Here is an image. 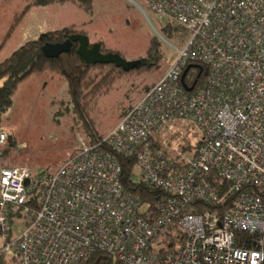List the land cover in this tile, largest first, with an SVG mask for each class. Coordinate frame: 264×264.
Instances as JSON below:
<instances>
[{
	"label": "built area",
	"instance_id": "2783aa9c",
	"mask_svg": "<svg viewBox=\"0 0 264 264\" xmlns=\"http://www.w3.org/2000/svg\"><path fill=\"white\" fill-rule=\"evenodd\" d=\"M145 1L189 32L170 69L56 172L0 168V238L22 264H83L96 251L116 264H264V0ZM202 63L203 83L191 67L185 86L187 66ZM177 118L203 131L192 157L155 139ZM117 154L135 158L133 179L156 199L123 185ZM238 231L259 235L256 246L240 245ZM168 234L184 240L162 254Z\"/></svg>",
	"mask_w": 264,
	"mask_h": 264
},
{
	"label": "rangeland",
	"instance_id": "374dc122",
	"mask_svg": "<svg viewBox=\"0 0 264 264\" xmlns=\"http://www.w3.org/2000/svg\"><path fill=\"white\" fill-rule=\"evenodd\" d=\"M30 1L0 0L1 61L40 34L70 25L85 31L91 43L103 42L107 50L118 51L130 61L147 57L154 36L160 39L163 56L157 68L130 80L124 78L98 99L91 114L103 135L142 97L143 86L156 83L170 69L178 57L174 45L182 47L189 36L181 29L179 39L168 37L164 27L169 21L160 19L145 0H89V10L79 5L84 0L55 1L49 6L29 5ZM1 129L8 134V141L0 146V167H27L35 174L56 172L82 142H91L82 117L73 108L67 81L61 76L47 85L20 86L13 105L3 116ZM154 135L169 154L192 157L203 131L193 121L177 118ZM136 177L140 178L139 171ZM23 221L25 217L15 220ZM3 245L0 238V264H22L20 256L8 255Z\"/></svg>",
	"mask_w": 264,
	"mask_h": 264
},
{
	"label": "trees",
	"instance_id": "16d2710c",
	"mask_svg": "<svg viewBox=\"0 0 264 264\" xmlns=\"http://www.w3.org/2000/svg\"><path fill=\"white\" fill-rule=\"evenodd\" d=\"M55 1L65 0H31L29 5H46ZM88 3L89 0H84L83 2L80 1L79 5L89 10L90 5ZM181 29L185 28L170 21L164 27L165 34L174 39L180 38ZM76 33L86 34L85 31L78 29L76 25L44 32L40 34L38 38L22 44L10 56L0 62V132H3L1 129L3 116L13 105L14 96L20 84L34 73L45 72L61 76L67 81L68 92L70 100L73 103V108L82 117L83 126L91 137L90 141L96 142L104 136L98 132L95 120L91 114L98 99L109 94L115 88L116 84L124 80V78L130 80L133 76L142 74L143 71H151L157 68L163 56L159 47L161 41L157 36H154L149 45L147 57L139 58L143 61V64L129 71H125L123 68L117 67L113 63H87L77 52L78 43H74L68 52H64L58 57H47L43 53L42 47L45 44L64 42L70 35ZM101 44L104 53L115 52L121 54L118 51L107 50L103 42H101ZM153 54L154 60L152 61L151 58ZM201 66V68L195 69V80H197V84L203 83L208 72L206 64L202 63ZM192 70L193 68L191 71ZM152 85L143 86V88L140 89L142 95ZM134 104L135 103H132L126 111ZM199 142L200 141L197 142L193 149L197 147ZM158 145L168 152L167 148L159 141ZM116 157L118 162L122 165L121 180L123 185L133 193L141 195L145 201L156 199L160 193L159 191L150 189L142 182H137L133 179L134 176L136 177L137 173L135 158L126 157L121 154H117ZM212 177H214V175H212ZM209 181L220 190L224 187V184L222 185L216 177L214 179L210 177ZM16 215H18V213ZM175 228H177L176 225L171 227V229ZM258 236L257 234L250 235L245 231H238L237 241L240 245L255 247V239ZM183 240L184 234H179L177 238L169 237L168 234L167 237L164 238L166 245L162 254L176 250V248L182 244ZM1 259L3 260L2 257ZM116 261L113 255L102 251H96L88 255L83 264H116Z\"/></svg>",
	"mask_w": 264,
	"mask_h": 264
},
{
	"label": "water",
	"instance_id": "95a60500",
	"mask_svg": "<svg viewBox=\"0 0 264 264\" xmlns=\"http://www.w3.org/2000/svg\"><path fill=\"white\" fill-rule=\"evenodd\" d=\"M74 43H78L77 52L87 63H113L125 71L137 68L143 64L141 59L130 61L119 53H104L100 42L91 43L89 35L83 33L72 34L64 42L55 44L47 43L42 47V50L47 57H58L60 54L68 52ZM191 67L201 68L202 66L198 64H190L187 66L182 75V82L185 86V76ZM28 182L29 179L26 180V183Z\"/></svg>",
	"mask_w": 264,
	"mask_h": 264
},
{
	"label": "crops",
	"instance_id": "0c3cea01",
	"mask_svg": "<svg viewBox=\"0 0 264 264\" xmlns=\"http://www.w3.org/2000/svg\"><path fill=\"white\" fill-rule=\"evenodd\" d=\"M49 4H51V3H49ZM37 6H49V5L47 4V5H37ZM0 62H1V59H0ZM56 78H58V75H53L51 73H45V72H43V73H34V74L30 75L29 77H27L20 84V86L24 87V86H26L27 83H31V84L41 83V84H46L47 85L48 82H53L54 80H56ZM20 86H19V88H20ZM19 88H18L16 94H18ZM16 94H15V96H16ZM0 168H3V166H1Z\"/></svg>",
	"mask_w": 264,
	"mask_h": 264
}]
</instances>
